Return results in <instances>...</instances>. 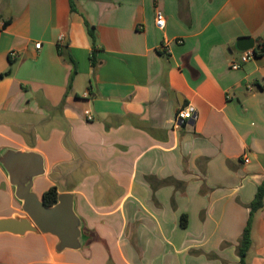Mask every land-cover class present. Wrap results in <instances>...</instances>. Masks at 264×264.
Instances as JSON below:
<instances>
[{"label":"crops","instance_id":"crops-1","mask_svg":"<svg viewBox=\"0 0 264 264\" xmlns=\"http://www.w3.org/2000/svg\"><path fill=\"white\" fill-rule=\"evenodd\" d=\"M75 3L0 0V152L42 155L37 195H74L85 244L0 234V264H239L264 181V51L242 63L237 42L264 45V0ZM16 215L0 165V219ZM246 262L264 264V207Z\"/></svg>","mask_w":264,"mask_h":264},{"label":"water","instance_id":"water-1","mask_svg":"<svg viewBox=\"0 0 264 264\" xmlns=\"http://www.w3.org/2000/svg\"><path fill=\"white\" fill-rule=\"evenodd\" d=\"M237 49L241 52L253 50L255 54L260 48H255L252 38H241ZM0 165L6 171L24 213L0 219V234L23 237L29 233H42L57 238V252L81 250L85 244L83 221L75 211L74 195L60 194L57 203L48 207L34 191L35 180L46 173L42 155L5 148L0 152Z\"/></svg>","mask_w":264,"mask_h":264},{"label":"trees","instance_id":"trees-1","mask_svg":"<svg viewBox=\"0 0 264 264\" xmlns=\"http://www.w3.org/2000/svg\"><path fill=\"white\" fill-rule=\"evenodd\" d=\"M70 6L71 10L73 12H77V7L75 0H70ZM85 26L87 28V31L89 33V36L91 37L92 43H93V54H92V64L93 66H96L95 62V52H96V43H97V36L95 32V28L91 26L86 20H85ZM259 51L255 52V55L257 56L259 53L264 51V45L259 46ZM60 54L67 59L72 65H73V73L71 76V83L74 79V77L77 75V64L74 60V58L69 55L65 54L62 50H60ZM58 190L56 187H50L42 196V200L44 204L48 207H51L55 205L58 201ZM264 207V181L262 185L258 188L257 194L255 196L254 201L250 204V218L248 220L247 226L244 229V232L242 234L239 246H238V256H239V264H247L246 257L251 247V230H252V220L255 213H257L259 210H261Z\"/></svg>","mask_w":264,"mask_h":264},{"label":"built area","instance_id":"built-area-1","mask_svg":"<svg viewBox=\"0 0 264 264\" xmlns=\"http://www.w3.org/2000/svg\"><path fill=\"white\" fill-rule=\"evenodd\" d=\"M155 24H156V27L159 30H163L165 28V26H166L165 16L160 11H158L157 14H156ZM59 40H60V42H63L64 41V37L61 36ZM35 47H36V49H40L41 48V44L40 43L36 44ZM10 56L11 57H15L16 53L12 52L10 54ZM254 57H255V54H254L253 50L246 51L241 56V62L242 63H246V62H248L249 60H251ZM239 68H240V65L238 63H233L232 66H231V69H233V70H238ZM86 118H87L88 121H94L95 120L94 116L92 114H90L89 112H87V117ZM192 118H193V112H192V110L190 108H187V109L179 111L175 121L178 123L181 120H189V119H192ZM245 162H248V160H245Z\"/></svg>","mask_w":264,"mask_h":264},{"label":"rangeland","instance_id":"rangeland-1","mask_svg":"<svg viewBox=\"0 0 264 264\" xmlns=\"http://www.w3.org/2000/svg\"><path fill=\"white\" fill-rule=\"evenodd\" d=\"M44 177H40V178H38L37 179V181L35 182V186H34V191L37 193V191H39V187H40V183L41 182H43L44 181V179H43ZM66 185H68V184H63V183H60L59 184V188L60 189H64L65 187H66ZM47 187V186H46ZM23 215H24V213H23Z\"/></svg>","mask_w":264,"mask_h":264}]
</instances>
